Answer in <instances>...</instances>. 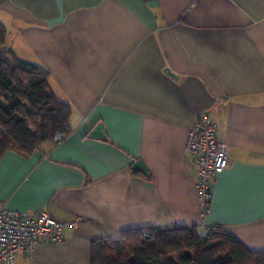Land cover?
<instances>
[{"label": "crops", "instance_id": "1", "mask_svg": "<svg viewBox=\"0 0 264 264\" xmlns=\"http://www.w3.org/2000/svg\"><path fill=\"white\" fill-rule=\"evenodd\" d=\"M0 24L73 108L68 136L0 159V207L77 221L16 264H91L93 239L165 226L214 225L264 252V0H0ZM201 112L231 161L206 217L185 149ZM99 122L107 140L89 136Z\"/></svg>", "mask_w": 264, "mask_h": 264}, {"label": "trees", "instance_id": "2", "mask_svg": "<svg viewBox=\"0 0 264 264\" xmlns=\"http://www.w3.org/2000/svg\"><path fill=\"white\" fill-rule=\"evenodd\" d=\"M6 36V27L0 24V159L9 150L28 156L43 142L59 141L73 129V108L52 90L51 72L4 48ZM212 228L125 229L117 238L93 239L90 263L264 264V252Z\"/></svg>", "mask_w": 264, "mask_h": 264}, {"label": "built area", "instance_id": "3", "mask_svg": "<svg viewBox=\"0 0 264 264\" xmlns=\"http://www.w3.org/2000/svg\"><path fill=\"white\" fill-rule=\"evenodd\" d=\"M60 141V140H59ZM186 152L197 168L195 187L202 208V217L210 211L212 180L230 166L229 144L219 137L218 124L206 112L197 114L191 124L185 144ZM77 221H65L47 210L33 213L0 207V264H16L20 251H32L41 241L57 243L64 239L65 228ZM208 231L209 226L204 225ZM212 230H220L214 227ZM143 235L149 236L148 231Z\"/></svg>", "mask_w": 264, "mask_h": 264}, {"label": "water", "instance_id": "4", "mask_svg": "<svg viewBox=\"0 0 264 264\" xmlns=\"http://www.w3.org/2000/svg\"><path fill=\"white\" fill-rule=\"evenodd\" d=\"M166 71L173 75V76H176L172 71L171 69L168 67L166 68ZM89 136L91 138H96V139H100V140H107V135H106V132H105V129H104V124L103 122H99L94 128L93 130L90 132ZM132 168L134 170H139L141 171L142 173H144L145 175H148V170L145 166V163L143 160H137L134 162Z\"/></svg>", "mask_w": 264, "mask_h": 264}]
</instances>
